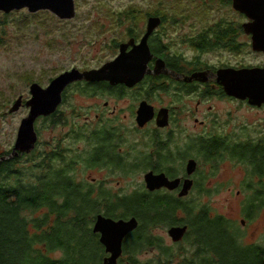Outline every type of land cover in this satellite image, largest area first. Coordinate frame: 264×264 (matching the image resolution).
<instances>
[{"label": "flooded vegetation", "instance_id": "1", "mask_svg": "<svg viewBox=\"0 0 264 264\" xmlns=\"http://www.w3.org/2000/svg\"><path fill=\"white\" fill-rule=\"evenodd\" d=\"M233 1L189 0L183 4L182 17L175 12L179 11L181 1L173 2L169 7L174 18L164 20L152 14L150 17L161 18V24L147 42L152 55L148 63L151 74L134 87L80 81L70 84L62 93L59 108L66 97L69 102L70 90L74 88L92 98L100 94L111 98L95 109L94 117L90 110L88 115H74L73 109V114L65 115L68 121L58 125V149L71 142V147L62 148L63 155L81 156L74 165L72 179L76 202L85 204L87 221L82 223L85 235L75 246L77 264H112V259L114 264H208V255L215 259L211 258L210 264L219 263L214 253L200 252L207 244L196 242L186 221L179 224L174 219L183 215L184 219L189 218L188 207L198 206L191 199L195 194V199L200 200L216 193L217 171L225 162L247 166L243 184H254L257 179L264 185V174L260 178L253 171L256 164L264 168V99L253 102L229 96L223 85L225 72L264 71V46L255 44L258 21L236 11ZM78 2L74 0L75 17ZM226 11L232 12L231 17ZM188 12L197 17L192 18ZM57 18L65 23L73 20ZM148 19L118 21L117 26L127 29L116 36L110 62L119 55L121 44L129 43V52L141 43ZM187 51H192L193 57ZM107 63L78 70L100 69ZM126 97L131 104L120 106ZM216 102L233 106L227 117L247 110V123L240 122L233 130H226ZM144 103L150 107L153 118L139 125L138 113ZM82 116L84 124L76 120ZM127 119L132 120L131 128L126 126ZM79 129L83 137L74 139ZM39 143L40 139L35 149ZM80 144L83 147L77 146ZM244 151L248 154L246 159L239 157ZM12 153L13 149L7 160L17 158ZM217 153L221 156L217 157ZM3 161L6 159L0 158V163ZM203 167L208 170L202 174ZM150 173L154 177L164 176L168 186L150 190L146 183ZM208 181L214 183L215 192L206 189ZM238 193L242 195V191ZM254 194L253 188L247 192L248 199ZM84 197L87 200H82ZM177 203L186 208H174ZM200 210L197 207L193 212L198 214ZM256 213L257 218L261 217L264 207ZM100 218L116 223L134 219L137 226L123 236L112 228L96 230ZM42 219L36 220L44 225ZM182 227H187V231L180 241H175L170 231Z\"/></svg>", "mask_w": 264, "mask_h": 264}, {"label": "rangeland", "instance_id": "2", "mask_svg": "<svg viewBox=\"0 0 264 264\" xmlns=\"http://www.w3.org/2000/svg\"><path fill=\"white\" fill-rule=\"evenodd\" d=\"M180 1L182 4L180 3L179 11L175 10L179 16L184 14L183 4L189 0H79L77 15L68 23L60 22L49 11L30 13L23 9L8 14L0 11V158L10 157L21 121L28 117L29 108L24 106L32 98L30 87L33 83L47 88L54 78L66 70L89 69L107 63L113 59L116 36L124 34L127 29V26H117L121 18H129V13L136 14L135 18L140 19L152 14H164L166 9H170V4ZM225 13L231 17V11ZM188 14L192 18L197 17L192 12ZM187 54L190 58L193 57L192 51H187ZM75 91L76 88L70 90L69 102L61 109L65 115H71V112L73 114V109L74 115H88L90 110L93 115L91 117H94L95 109L111 99L102 94L92 98ZM20 97L23 99V106L19 111L10 113ZM125 100L120 102V106L131 104L128 97ZM216 107V111L222 115L221 124L226 130H233L240 122L247 123V110H240L232 117H227V113L234 110L233 106L216 102ZM84 117L76 120L84 124ZM131 121L126 120L127 128H131ZM36 130L41 144L55 143L60 135L58 127H52L50 122L43 120L36 122ZM77 146L83 147L81 144ZM67 147H71V143L64 146ZM27 161L23 157L19 163H23L22 166L25 167ZM207 170V167H203L202 174ZM246 177V165L235 161L225 162L217 171L216 193L200 200L195 199V194L191 199L198 208L209 209L212 214L209 213L210 218L223 216L229 223L239 226L244 246L257 245L264 248V213L253 223H248L242 216L247 197L242 184ZM206 189L208 192H215L214 183L208 181ZM240 191L242 195L238 193ZM42 214L43 211H25L22 214L29 222L31 235L36 231L33 220L41 218ZM184 218L185 215L177 216L178 220ZM19 225L18 223V228ZM48 256L51 260L58 261L63 254L54 251Z\"/></svg>", "mask_w": 264, "mask_h": 264}, {"label": "trees", "instance_id": "3", "mask_svg": "<svg viewBox=\"0 0 264 264\" xmlns=\"http://www.w3.org/2000/svg\"><path fill=\"white\" fill-rule=\"evenodd\" d=\"M172 10L166 9L164 14L156 16L164 20L174 18ZM135 15L129 13L127 19H138ZM150 16L153 15L148 17ZM67 101L66 97L61 108ZM39 120L50 122L52 127H58L68 121L60 110L50 117L39 118L37 122ZM82 137L81 129L73 135L74 139ZM62 148L58 149V140L55 143H39L30 154H20L17 158L6 159L0 163V264H77L75 246L85 235V226L82 223L87 221L85 204L76 202L72 179L74 165L81 156L65 157ZM221 152L223 157V144ZM230 154L233 155L232 152ZM220 156L217 153V157ZM247 156V151L239 154L240 158L246 159ZM23 157L28 160L25 167L22 166L23 163H19ZM254 168V173L262 178L264 168L257 164ZM242 187L248 193L253 191V188L255 190L254 197H246L242 211V216L247 222L253 223L257 218V210L264 207V185L262 182H246ZM82 200L87 199L84 197ZM179 206L186 208L180 203L175 204L174 208ZM197 207H188V219L181 222L175 218L174 222L183 224L186 221L192 228L191 235L197 238L196 242L207 244L200 252L207 255L214 253L216 259L219 257L220 260L217 264H264V248L257 245L244 247L239 226L229 223L223 216L210 218V210L207 208L201 209L198 214L193 212ZM25 211H45L41 216L44 225L38 223V220H33V223H36V231L32 235L28 229L29 222L22 215ZM154 212L159 213V210ZM38 245L40 247L36 248ZM54 251L63 254L58 262L52 261L48 256ZM211 258L210 255L207 256L208 264L212 263Z\"/></svg>", "mask_w": 264, "mask_h": 264}, {"label": "water", "instance_id": "4", "mask_svg": "<svg viewBox=\"0 0 264 264\" xmlns=\"http://www.w3.org/2000/svg\"><path fill=\"white\" fill-rule=\"evenodd\" d=\"M233 7L236 11L258 21L256 25L258 31L255 32L258 35V40L255 41V44L264 46V40H259L264 37V0H234ZM23 9L29 10L30 13L49 11L60 19H73L75 17L74 0H0L1 12L8 14L15 10ZM148 21L147 33L141 43L135 45L129 52L127 51L129 43L121 44L117 58L103 65L100 69L83 72L78 69L66 71L54 78L47 88L33 83L30 87L32 98L25 103V106L29 108V114L27 118L21 121L12 155L18 157L21 153L30 154L35 149L39 139L36 130L37 120L41 117H50L58 111L63 101L62 93L70 84L80 81L91 83L107 81L113 86L126 84L131 88L140 83L147 74H151V72H148V63L152 55L147 42L154 29L161 24V18L149 17ZM263 72L244 70L235 73H223L224 75L226 74L223 81L226 93L229 96L241 100L250 99L253 102L264 99ZM22 106L23 99L20 97L10 110V113L19 111ZM141 109L137 119L139 125H143L153 118L150 107L145 103L142 104ZM159 125L163 127L165 124ZM164 179V176L154 177L150 173L146 176V183L150 190H154L161 185L168 186V181H163ZM136 226L137 222L134 219L128 222L119 221L116 223L100 218L96 230L112 228L124 236ZM186 231L187 227L173 228L170 231V235L175 241H180ZM111 262L114 264L113 259Z\"/></svg>", "mask_w": 264, "mask_h": 264}]
</instances>
